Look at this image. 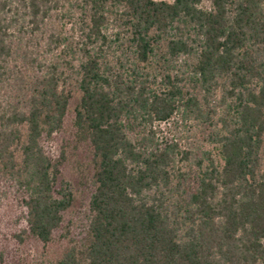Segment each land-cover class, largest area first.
Segmentation results:
<instances>
[{
  "label": "trees",
  "instance_id": "obj_1",
  "mask_svg": "<svg viewBox=\"0 0 264 264\" xmlns=\"http://www.w3.org/2000/svg\"><path fill=\"white\" fill-rule=\"evenodd\" d=\"M70 107L91 190L54 264H264V0H0V205L43 244Z\"/></svg>",
  "mask_w": 264,
  "mask_h": 264
},
{
  "label": "rangeland",
  "instance_id": "obj_2",
  "mask_svg": "<svg viewBox=\"0 0 264 264\" xmlns=\"http://www.w3.org/2000/svg\"><path fill=\"white\" fill-rule=\"evenodd\" d=\"M71 108L62 131L51 139L49 145L55 155L62 150L65 152L62 177L72 187V205L63 214L62 224L53 239L43 244L21 233L24 220L20 209L13 202L3 200L0 205V264H54L69 239L78 240L83 234L91 190L90 153L86 145H77L73 141ZM17 234L21 241L15 236Z\"/></svg>",
  "mask_w": 264,
  "mask_h": 264
}]
</instances>
